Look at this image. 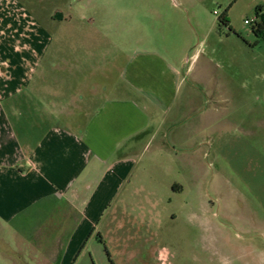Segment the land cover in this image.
Returning a JSON list of instances; mask_svg holds the SVG:
<instances>
[{
    "label": "rangeland",
    "instance_id": "1",
    "mask_svg": "<svg viewBox=\"0 0 264 264\" xmlns=\"http://www.w3.org/2000/svg\"><path fill=\"white\" fill-rule=\"evenodd\" d=\"M258 7L264 0H0V79L33 71L23 88L32 108L57 94L131 95L158 128L133 148L143 177L132 184L145 192L131 195L132 221L100 223L95 264H111L106 249L114 264H264V35L245 23ZM144 51L179 75L169 109L124 83ZM55 116L11 120L37 124L38 137ZM60 222L41 221L37 235L57 236Z\"/></svg>",
    "mask_w": 264,
    "mask_h": 264
},
{
    "label": "crops",
    "instance_id": "2",
    "mask_svg": "<svg viewBox=\"0 0 264 264\" xmlns=\"http://www.w3.org/2000/svg\"><path fill=\"white\" fill-rule=\"evenodd\" d=\"M18 71L0 79V264H87L86 258L95 264V246L105 241L96 235L100 223L132 221L131 195L145 192L132 184L143 177L134 170L133 148L149 143L158 128L131 95L57 94L32 108L23 88L33 71ZM123 79L146 101L156 100L157 110L169 109L177 96L179 75L157 52L129 60ZM17 97L29 105L21 107ZM24 113L56 115L58 122L37 137V124L12 122ZM41 221H61V232L39 237ZM131 238L119 240L127 246ZM153 257L159 262L164 253Z\"/></svg>",
    "mask_w": 264,
    "mask_h": 264
},
{
    "label": "trees",
    "instance_id": "3",
    "mask_svg": "<svg viewBox=\"0 0 264 264\" xmlns=\"http://www.w3.org/2000/svg\"><path fill=\"white\" fill-rule=\"evenodd\" d=\"M218 22L219 24H222V25H225V26H228V21L225 17V14H223L222 16H220L218 18ZM252 31L254 34L256 35H264V14H262V8L261 7H258L256 9V23L255 25L252 27ZM106 253L109 257V260L111 262V264H113L112 260L110 259V255L106 249Z\"/></svg>",
    "mask_w": 264,
    "mask_h": 264
},
{
    "label": "built area",
    "instance_id": "4",
    "mask_svg": "<svg viewBox=\"0 0 264 264\" xmlns=\"http://www.w3.org/2000/svg\"><path fill=\"white\" fill-rule=\"evenodd\" d=\"M245 23L247 24V25H251L252 27L255 25V23H256V19L254 20V21H248V20H246L245 21Z\"/></svg>",
    "mask_w": 264,
    "mask_h": 264
}]
</instances>
